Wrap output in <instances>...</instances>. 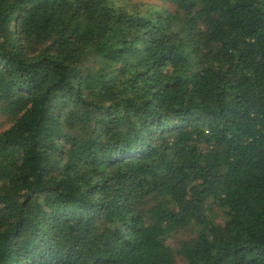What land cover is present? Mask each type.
Segmentation results:
<instances>
[{
    "label": "trees",
    "instance_id": "1",
    "mask_svg": "<svg viewBox=\"0 0 264 264\" xmlns=\"http://www.w3.org/2000/svg\"><path fill=\"white\" fill-rule=\"evenodd\" d=\"M1 116L0 264H264V0H0Z\"/></svg>",
    "mask_w": 264,
    "mask_h": 264
},
{
    "label": "rangeland",
    "instance_id": "2",
    "mask_svg": "<svg viewBox=\"0 0 264 264\" xmlns=\"http://www.w3.org/2000/svg\"><path fill=\"white\" fill-rule=\"evenodd\" d=\"M10 125H11V122L5 116L0 117V132L7 129ZM172 236L173 237L170 238V241L172 243H175V241L178 240V235L174 233Z\"/></svg>",
    "mask_w": 264,
    "mask_h": 264
}]
</instances>
